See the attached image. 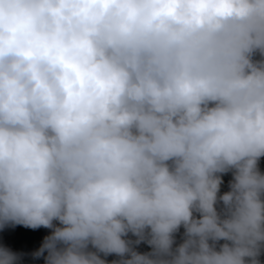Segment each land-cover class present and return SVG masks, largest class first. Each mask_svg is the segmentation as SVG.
I'll use <instances>...</instances> for the list:
<instances>
[{"label": "clouds", "instance_id": "9594fccd", "mask_svg": "<svg viewBox=\"0 0 264 264\" xmlns=\"http://www.w3.org/2000/svg\"><path fill=\"white\" fill-rule=\"evenodd\" d=\"M261 157L264 0H0V264H261Z\"/></svg>", "mask_w": 264, "mask_h": 264}, {"label": "trees", "instance_id": "16d2710c", "mask_svg": "<svg viewBox=\"0 0 264 264\" xmlns=\"http://www.w3.org/2000/svg\"><path fill=\"white\" fill-rule=\"evenodd\" d=\"M255 58L259 59V56L257 55ZM258 167L260 171L264 173V157L260 158ZM222 179L224 183L221 185L220 194L225 192L223 185H228V182L232 179L231 173L222 174ZM50 231V229L45 228L32 230L22 226H16L14 229L10 228L0 231V243L10 246L14 250L32 251L39 247L43 237L50 234ZM183 231L184 229L181 227L179 232L176 234L174 247L182 242ZM128 238L133 240L135 239V237H133L131 234H129ZM219 243H224V241H220ZM135 250L140 253H145L151 251V248L142 242L140 245L135 246ZM100 255L102 259L107 261V264H111L112 261H118L120 259V257L116 256L115 254H109L107 257H104L103 254ZM259 260L261 261V264H264V252H262ZM40 261H43V259H40Z\"/></svg>", "mask_w": 264, "mask_h": 264}]
</instances>
